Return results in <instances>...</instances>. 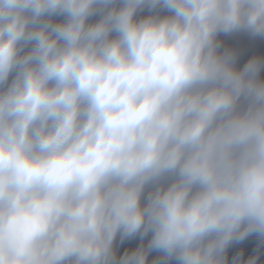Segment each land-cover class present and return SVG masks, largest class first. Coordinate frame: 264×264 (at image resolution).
<instances>
[{
    "label": "clouds",
    "instance_id": "1",
    "mask_svg": "<svg viewBox=\"0 0 264 264\" xmlns=\"http://www.w3.org/2000/svg\"><path fill=\"white\" fill-rule=\"evenodd\" d=\"M0 264H264V0H0Z\"/></svg>",
    "mask_w": 264,
    "mask_h": 264
}]
</instances>
